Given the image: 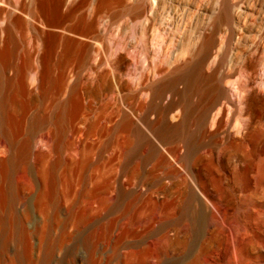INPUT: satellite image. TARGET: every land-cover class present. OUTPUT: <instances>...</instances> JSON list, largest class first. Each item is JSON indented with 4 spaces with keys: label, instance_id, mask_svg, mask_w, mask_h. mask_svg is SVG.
Here are the masks:
<instances>
[{
    "label": "rangeland",
    "instance_id": "rangeland-1",
    "mask_svg": "<svg viewBox=\"0 0 264 264\" xmlns=\"http://www.w3.org/2000/svg\"><path fill=\"white\" fill-rule=\"evenodd\" d=\"M34 1L0 0V8L4 13L0 17L2 45L6 39L5 27L12 26L15 18L22 17L25 21L24 31L16 33L22 47L19 53L23 54L26 48L34 45L38 50L35 67L27 71L30 94L23 97V100L29 108L28 115L39 116L42 112L43 115L51 116L59 109V102L68 97L69 87L77 79L81 80L82 86L89 81L93 82L97 73L94 66L99 62H103L99 70H113L120 80L129 81L130 89L134 92L131 101H123L120 95L112 92L100 98L84 95L81 102L72 100L74 106L71 103L70 108L75 107L76 114L72 113L74 116L71 114L72 117L61 127L64 152L55 157L61 170L68 164L69 151L89 149L84 177L95 175L105 166L106 175L111 177L113 184L109 196L116 195L118 191L123 196L117 206L101 207L98 212L104 211L94 217L86 230L88 232L97 227L101 230L102 235H99L95 247L96 264H122L127 259H130L129 264H137L136 259L140 253L135 252L144 251L150 241L158 242L161 226L167 220L181 216L179 209L170 211L168 215L164 213L160 225L157 223L160 217L151 204H146L142 210L132 204L135 193L124 185V181H127L125 158L117 155L116 151L122 149L132 132L143 133L144 140L147 139L145 142H135L134 147L141 149L140 154L148 149L149 152L151 149H165L169 161L174 163V169L182 168L181 163H177L172 155L176 152L184 154L187 150H193L196 155L213 160L210 173L215 177L218 187L227 189L221 191L224 192L222 196H231L230 209L226 208V212L224 210L225 216L220 212L214 214L215 222L223 233L214 257L216 255L219 258L220 264H237L239 244L233 241L232 232H244L246 220L262 218L264 215V0H45L52 13L54 11L53 31L63 37H76L84 43L91 41L92 48L85 59L69 63L61 62V56L56 55L46 72L56 77L65 72L67 84L63 90L54 89L46 97L38 88L45 72L40 60L45 47L43 41L35 36L32 21ZM226 3L228 19L223 21L221 16ZM136 4L141 5L138 16L130 11V7ZM83 21H94L95 33L84 30L82 34L75 35L72 30L82 31L85 26ZM94 36L97 39L90 40ZM205 37L213 38L210 57L201 71L199 83L193 84L188 98L193 103L198 102L202 97L200 88H205L207 84H210L208 89L210 86L218 87L223 95L207 115L205 129H200L198 123L191 120L185 129L174 131V137L167 138L165 144H162L146 124L156 120L157 114L152 112L145 119V112L140 109L141 102L153 96L144 87V83L160 80L182 61L192 58ZM59 45L58 49L63 53L71 41L64 37ZM118 55L125 58L122 67L114 62ZM160 68L164 71L161 72ZM9 74H13L12 69ZM184 88L185 84H179L180 90ZM170 99L171 94L168 93L164 101L167 103ZM131 108L135 113H132ZM217 110H220L219 120L213 125L211 119ZM127 111L132 113L133 130L130 134L120 131L116 133L114 126ZM181 113V107L173 110L167 117L169 123L178 122ZM93 123L101 129L97 132L89 130ZM47 131V127L39 130L36 136L39 144H34L36 140H33L27 149H33L34 152L43 149L40 146L47 139ZM2 142L0 155L4 156L9 148L6 142ZM167 149H172V154ZM113 152L115 161L108 164ZM153 162L151 160L147 163L146 168L151 169ZM171 169L158 168L152 174L151 181L162 186L171 185L175 179L174 174H169ZM22 175L19 173L15 176L17 183L24 180L25 176ZM181 177L187 176L181 174ZM32 195H25L19 201L16 206L19 214L28 207L24 202H30ZM161 196L163 198L165 194ZM145 203L147 200L144 198ZM220 216L226 217L227 227L218 225ZM133 224L134 227H131ZM79 240H82V236L78 234L76 240L64 245L51 264H89L82 244L79 243V248L75 247ZM165 263L163 260L156 264Z\"/></svg>",
    "mask_w": 264,
    "mask_h": 264
},
{
    "label": "bare ground",
    "instance_id": "bare-ground-1",
    "mask_svg": "<svg viewBox=\"0 0 264 264\" xmlns=\"http://www.w3.org/2000/svg\"><path fill=\"white\" fill-rule=\"evenodd\" d=\"M140 9V4L130 7L135 16L140 14ZM227 11L226 3L221 20L228 19ZM53 13L45 0L34 1L32 21L35 36L43 41L45 47V52L40 55L45 72L43 71L38 84L44 97L51 94L54 89L63 90L67 84L65 72L58 77L46 72L56 55L61 56V62L69 63L72 60L85 59L90 49L92 50L91 41L84 43L76 37L64 36L71 41V45L63 53L60 52L59 44L64 37L52 29ZM2 14L3 9L0 8V17ZM84 24L82 31L71 29L72 32L75 35L82 34L84 30L95 33L94 21ZM24 28V19L15 18L12 26L5 27L4 45L1 41L0 28V141L6 142L9 148L4 152V156L0 155V264H51L57 253L63 250L64 245L76 240L78 234L82 236V240L77 241L75 247L79 248L82 244L89 264H96L95 247L99 235H102L101 230L98 227L88 232L86 230L94 217L104 211L98 212L101 207L117 206L123 196L120 191L114 196H109L113 184L111 177L108 178L106 175L105 166L95 175L84 177L88 166L89 149L69 151L68 164L61 170L62 167L55 162L56 155L64 152L61 127L74 116L72 113H75V107L70 108L72 100L81 102L84 95L100 98L112 92L120 95L119 98L125 101L132 99L134 92L130 89L129 81L126 79L121 81L113 70H99L103 63L99 62L94 66L97 73L93 82L89 81L90 83L82 86L81 80L77 79L70 85L68 97L59 102L57 106L59 109L51 116L43 115L42 112L39 116L28 115L29 108L27 109L28 106L23 100V97L30 94L27 71L35 67L38 50L34 45L32 48H26L23 54L19 53L22 47L16 33L23 32ZM86 36L90 37L88 34ZM92 39L96 40L97 37H91L90 40ZM212 46L213 38L205 37L197 46L192 58L182 61L160 80L144 83V87L150 90L153 96L146 101L143 100L140 109L145 112V119L152 112L157 114L156 120H150L146 124L160 143L165 144L167 138L174 137V131L185 129L191 120H195L200 129H205L207 115L220 100L223 92L218 87L210 86L208 89L207 86L210 84H207L205 88H200L202 97L198 102L189 101L188 96L190 97L189 92L193 89V84L199 83L201 79L202 69L210 57ZM123 58V55L115 58L117 66L122 67L125 61ZM114 62L112 63L115 64ZM10 69L13 74H9ZM160 71L163 72L164 69L160 68ZM181 83L185 84L183 90L179 89ZM168 93L171 94V99L166 103L164 99ZM180 107L182 113L179 121L175 124L169 123L168 115ZM131 110L135 113L132 108ZM132 113L127 111L121 121L114 126L116 133L132 132ZM219 115L220 110H217L211 119L213 125L217 124ZM45 125L48 131L45 143L40 146L43 149H39L38 152L27 149L33 144V140H36L34 144H39L36 136L39 130L46 128ZM100 129L101 127L95 123L89 127L93 132ZM144 136L143 133L132 132L129 138H126L122 149L116 150L117 155L125 158L127 181H124V185L135 193L132 204L139 207V210L146 204H151L160 217L157 221L160 225L161 215L164 213L168 215L170 211L179 209L181 216L167 220L161 226L158 242L150 241L144 251L135 252L140 253L136 259L137 264H156L163 260L165 264H220L219 258H216V255L214 257V251L216 246L220 245L223 233L215 222L214 214L220 212L225 216L224 210L226 212V208L230 209L231 196H222L227 189L218 187L215 177L210 173L213 160L198 156L193 150L181 154L176 152L177 149H173L176 154H172V149H167L175 157L176 162L181 163L182 168L174 169V163L169 161L170 157L165 149H151V152L148 149L142 154L141 149H135L136 141L142 142ZM113 154L114 152L111 153L108 164L115 161L116 156H112ZM151 160L155 161L154 166L147 169V163ZM160 167L172 168L169 174H174L175 179L171 185L162 186L151 181L152 174ZM19 173L24 174L22 176L25 178L17 183L15 176ZM180 173L186 174L187 177L182 178ZM29 194H33L32 200L24 202L28 207L19 214L16 206ZM162 194H165L163 198ZM144 198L147 200L145 204ZM219 221L218 225L228 226L226 217L220 216ZM244 227V232H232L233 241L239 244L237 264H264V215L262 218L252 217L246 220ZM135 253L133 251V254ZM129 262L130 259H127V262L122 264Z\"/></svg>",
    "mask_w": 264,
    "mask_h": 264
}]
</instances>
